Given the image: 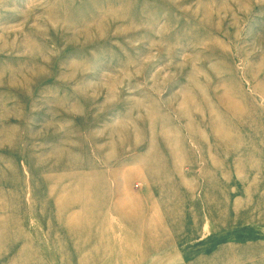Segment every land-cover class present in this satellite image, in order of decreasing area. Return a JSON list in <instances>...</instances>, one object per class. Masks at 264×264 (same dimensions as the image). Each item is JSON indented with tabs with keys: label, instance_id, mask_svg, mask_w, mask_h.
<instances>
[{
	"label": "rangeland",
	"instance_id": "obj_1",
	"mask_svg": "<svg viewBox=\"0 0 264 264\" xmlns=\"http://www.w3.org/2000/svg\"><path fill=\"white\" fill-rule=\"evenodd\" d=\"M0 264H264V0H0Z\"/></svg>",
	"mask_w": 264,
	"mask_h": 264
}]
</instances>
